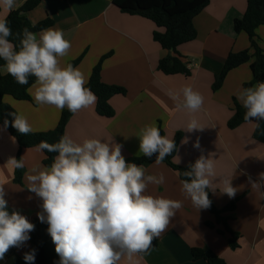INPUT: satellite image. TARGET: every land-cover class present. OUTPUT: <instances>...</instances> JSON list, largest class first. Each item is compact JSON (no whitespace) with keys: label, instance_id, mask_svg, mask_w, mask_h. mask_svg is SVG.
Here are the masks:
<instances>
[{"label":"crops","instance_id":"0c3cea01","mask_svg":"<svg viewBox=\"0 0 264 264\" xmlns=\"http://www.w3.org/2000/svg\"><path fill=\"white\" fill-rule=\"evenodd\" d=\"M27 0H17L18 9ZM246 10V0H209L208 5L193 19L196 38L179 46L176 52L188 74L164 75L157 70L158 61L173 53L162 50L153 41V32H162L151 21L130 16L119 11L112 0H40L39 4L26 13L31 25L50 19L49 28L62 30L71 43L61 66L83 57L75 66L88 82L93 67L101 57L100 77L107 85L125 89V95H115L109 100L114 111L112 118L100 117L95 113V102L88 108L72 113L65 127L64 135L77 142L86 138H97L104 142L122 145L125 159L139 157V138L136 134L146 125L160 128L163 136L181 138L172 162L187 166L203 154L217 159V176L232 178L237 189L234 197L220 191L209 190L213 205L220 209L235 198L236 203L228 227L240 235L238 249L232 251L227 244L228 234L207 209H196L182 192L181 181L176 172L166 164L156 162L144 166L147 174H163L165 182L150 184L147 194L163 196L182 202L183 206L171 218L170 224L158 238L156 247L138 257L139 264H206L193 261L191 249L208 247L226 264H264V120L245 122L229 129L227 123L234 113V103L242 86L251 80L248 64L230 71L221 85L213 91L215 76L219 74L229 53L248 49L249 42L244 33H235L233 22L240 19ZM9 12L0 8V19ZM48 29V28H47ZM258 45L264 55V24L256 29ZM39 33V32H35ZM2 75L7 72L4 66ZM87 84V83H86ZM85 84V85H86ZM191 86L204 97V106L196 118L204 127L202 130H185L190 118L184 109L168 95L178 92L184 86ZM31 88V87H30ZM34 91V90H33ZM29 101L15 100L4 96L3 102L16 114L27 118L33 133L53 130L63 110L49 105H39L28 91ZM199 141L200 148L194 147ZM18 145L0 126V185L4 186L9 213L18 211L29 222L38 218L43 211L42 200L28 190L26 173L42 165L44 154L38 147L22 149L19 160L24 163L22 184H14V168L10 159H16ZM43 166V165H42ZM219 178L214 181L218 183ZM253 182L259 187H253ZM39 219V218H38ZM214 224L208 228L205 223ZM29 249V242L17 248L15 254L23 255ZM15 256L9 255L0 264H13ZM121 264H127L121 261Z\"/></svg>","mask_w":264,"mask_h":264},{"label":"clouds","instance_id":"9594fccd","mask_svg":"<svg viewBox=\"0 0 264 264\" xmlns=\"http://www.w3.org/2000/svg\"><path fill=\"white\" fill-rule=\"evenodd\" d=\"M17 0H0V8L11 12ZM12 29L0 19V59L5 71L17 83L35 82L28 89L39 105H49L72 113L90 107L96 100L84 74L72 64L61 66L69 54L71 43L62 30L48 28L39 33L23 29L19 47L9 40ZM34 90V91H33ZM168 95L176 107L190 118L185 130L193 132L204 127L196 118L204 106L203 95L191 86ZM237 100L246 109L245 121L264 120V81L243 88ZM5 121V125H7ZM12 126L28 134L31 126L22 114H14ZM139 152L145 157L156 156L163 162L176 148L174 139L162 136L154 125H146L136 134ZM194 147L200 148L199 141ZM39 150L57 153L50 166H34L26 173L28 190L42 200L43 211L37 213L48 224V234L60 257L59 264H139L142 257L168 228L171 218L183 206L179 200L147 194L150 184L165 182L163 174H147L143 165L130 163L122 155V145L86 138L77 142L68 135L58 142L42 141ZM16 168L23 160L10 159ZM190 170L184 171L181 190L196 209H207L211 201L207 190L217 189L234 197L237 189L232 178L217 176V159L201 154ZM219 178L218 183H214ZM264 181V173L260 174ZM253 187H259L253 182ZM4 186L0 185V260L13 247H21L30 239L35 225L18 211L9 213ZM26 264H33L34 250L24 254Z\"/></svg>","mask_w":264,"mask_h":264},{"label":"trees","instance_id":"16d2710c","mask_svg":"<svg viewBox=\"0 0 264 264\" xmlns=\"http://www.w3.org/2000/svg\"><path fill=\"white\" fill-rule=\"evenodd\" d=\"M67 1V0H60ZM40 0H27L21 7L16 10H12L4 18L7 20L8 26L12 29L13 35L9 37L17 48L19 47V40L23 29L27 28L32 32H40L52 26L50 19H44L35 25H31L27 18L26 13L33 10ZM209 0H112V4L119 9L120 12L128 14L130 16H139L151 21L157 28L162 29V32H153L152 39L156 42L162 50L169 51L176 56L167 55L158 61L157 70L164 75H176L185 74L189 75L186 67L180 61V56L176 52V49L188 42L193 41L196 38V30L193 26V19L208 5ZM264 24V0H246V10L240 19H236L233 22V30L235 33H244L247 36L249 47L246 50L229 53L225 59L221 71L215 76L212 90H218L226 75L244 64H248L249 71L251 73V80L248 83L243 84V88L251 87L257 82L264 81V55L263 50L258 45V38L256 35V29ZM83 54L76 60L68 63L75 67L82 59ZM108 57L105 55L100 58L98 63L93 67L88 82L85 87L89 88L95 95V113L104 118H112L114 111L109 105V100L115 95H125L124 88L114 85H107L101 81L100 71L102 62ZM5 65V61L0 59V69ZM35 82V77H29L28 84L21 85L16 82L15 78L10 74L2 75L0 73V126L16 141L18 150L16 154V160H19L20 152L22 149H29L38 147L42 141H46L49 144H54L64 136L65 127L68 120L72 116L67 108L60 114L56 127L51 131L28 134L20 133L15 127L12 126L14 120V114L16 113L12 108L6 105L2 100L4 96H10L15 100L29 101L28 89ZM246 109L238 106L234 103L233 116L227 123L229 129H235L239 125L245 122H258V121H245ZM7 121V125H5ZM160 134L163 136V132L160 128ZM181 135L178 133L174 137L176 148L171 155H168L163 160L170 169L177 173L180 181L185 179L182 175L184 171L190 170L189 166H177L172 162V159L176 153ZM44 154L42 161L43 166H50L53 162L54 156L57 153L41 150ZM126 161L130 163H136L138 165L148 166L156 161V156L153 155L150 159L143 154L139 157H130ZM22 168H14L13 183L22 184ZM208 191V197L211 201L210 207L207 211L214 216L215 222L221 224L223 231L217 230L221 235L227 233V244L230 250L234 251L238 249V240L240 235L233 232L227 222L232 219L233 211L236 208V203L240 198H235L230 201L223 208H216L211 200L210 192ZM31 223L35 225V229L29 233L30 239L29 249L25 252H31L34 250L35 260L33 264H59L60 257L55 252V245L52 242L51 236L48 234V224L41 222L40 219L34 218ZM208 228H214V224L205 223ZM157 240H153V246L156 247ZM150 248V249H151ZM17 247L11 248L4 257L12 255L15 256L13 264H26L24 254L17 256L15 251ZM191 256L193 261H204L206 264H226L223 259L215 255L208 247L191 249Z\"/></svg>","mask_w":264,"mask_h":264}]
</instances>
